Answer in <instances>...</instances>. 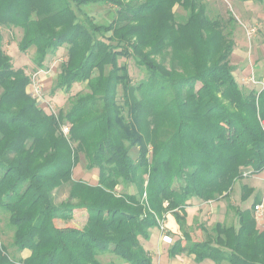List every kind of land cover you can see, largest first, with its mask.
Masks as SVG:
<instances>
[{
    "label": "trees",
    "instance_id": "1",
    "mask_svg": "<svg viewBox=\"0 0 264 264\" xmlns=\"http://www.w3.org/2000/svg\"><path fill=\"white\" fill-rule=\"evenodd\" d=\"M91 5L113 6L114 18H79L76 9ZM174 6L186 12L182 22ZM1 26L22 30L17 48L33 47L39 69L67 47L52 94L79 83L87 91L66 113L46 114L0 33V211L14 229L12 246L30 251L14 261L0 249V264H103L102 255L121 261L108 264H154L143 243L166 213L181 233L169 259L264 264L255 204L236 212L237 226L216 223L203 241L186 230L189 200L228 199L241 168L264 171V87L238 85L232 33L207 16L204 0H0ZM119 58H132L146 78L132 85ZM81 154L86 171L97 170L95 184L72 179ZM66 184L69 201L56 205L53 192ZM120 185L136 193H116ZM242 190L245 201L253 190ZM76 209L87 214L81 229L55 225Z\"/></svg>",
    "mask_w": 264,
    "mask_h": 264
},
{
    "label": "rangeland",
    "instance_id": "2",
    "mask_svg": "<svg viewBox=\"0 0 264 264\" xmlns=\"http://www.w3.org/2000/svg\"><path fill=\"white\" fill-rule=\"evenodd\" d=\"M206 13L210 19L219 20L224 29V33L231 31L234 40L233 52L229 58L230 64L233 67V76L238 85L248 91H259L264 86V29L257 24H253L257 15L253 14V8L259 5L264 6V0H204ZM257 5V6H256ZM173 12L176 16V21L182 22L186 18V12L178 6H174ZM79 18L83 14L90 16L98 24L109 23L115 15V8L110 5H91L76 9ZM250 14V15H249ZM254 21V22H253ZM255 28V33L247 36L246 30ZM2 36V50L11 58V64L14 69L23 68L25 74L29 77L30 83L27 86L28 93L33 91V83L36 81L42 85V96L40 97L39 106L46 114L57 116L59 112L66 113L71 105L72 100L78 93L87 91L86 83L74 84L69 92L57 90L54 94L51 93L56 76L60 70V65L66 60V46L58 49L55 55L48 56L44 62L42 69L37 68L33 63L34 48H30L27 52L21 53L17 48V44L22 36V30L15 27H0ZM160 58L157 57V60ZM116 66L126 65L132 85H137L147 76L143 67L138 66L132 58H119ZM168 67V59L164 62ZM199 84H197V87ZM1 92V88H0ZM121 96V89H118V97ZM120 102V99H119ZM264 122V120H262ZM63 124L61 127H63ZM67 126V125H65ZM68 127V126H67ZM69 128V127H68ZM131 156L136 157V149L131 150ZM86 161L83 155H80V162L73 170L72 179L76 181H84L89 184H95L97 179V170L86 171ZM243 177L237 180L232 186L228 199L220 198L217 201L202 202L200 200H189L186 207V230L190 233L192 240L203 241L211 234L212 227L216 223L223 225L237 226V211L249 210L253 204H259L264 207V171L259 174L250 175V168H241ZM248 187L253 191L250 193L247 200L243 201L244 192L242 187ZM116 193H136L133 186H117ZM69 185H62L53 192V201L56 205L69 201ZM74 203L75 201H71ZM257 202V203H256ZM229 205V207H228ZM254 205V206H255ZM166 206V203H164ZM170 214L171 213H166ZM158 221L156 228L150 230L151 239L149 242L143 243L151 256L154 264H163L166 250L170 244L164 243L162 240V232L159 228V222L164 221L167 228L165 232L171 240L181 237V233L176 223L175 233H171L165 218ZM254 217L257 221V228L264 231V209L258 216ZM174 218V217H173ZM87 220V214L83 210H74L73 217L70 221H57L55 225L61 228L74 227L81 229ZM175 220V219H174ZM13 227L8 223L7 213L0 211V249L3 250L10 259L18 261L25 259L30 255V251L25 249L21 252L17 251L12 246ZM209 234V235H208ZM25 251H28V256ZM184 256V255H183ZM182 255L174 258L176 260H167L166 264H197L188 261L190 257ZM98 260L103 264L109 262L120 263L113 255H102ZM166 260V259H165ZM179 261V262H177ZM199 264H214L210 260H206ZM225 264V263H224Z\"/></svg>",
    "mask_w": 264,
    "mask_h": 264
},
{
    "label": "built area",
    "instance_id": "3",
    "mask_svg": "<svg viewBox=\"0 0 264 264\" xmlns=\"http://www.w3.org/2000/svg\"><path fill=\"white\" fill-rule=\"evenodd\" d=\"M247 32V36L248 37H251L254 33H255V28H249L246 30ZM33 85V91L32 93L30 94L32 96V98H34L36 100V102L39 104L40 102V97L42 96V85L40 84V82L36 81L35 83L32 84ZM264 87V86H263ZM262 87V88H263ZM261 88V89H262ZM261 123V127L264 131V122L263 121H260ZM61 131L62 133L66 136L68 135L69 133V128L67 126H63L61 127ZM263 204L262 203H259L257 205L254 206V213H255V216H258L260 213L263 212ZM159 228L162 232V240L164 243H167V244H170L171 243V238L166 235V231H167V228L166 226L164 225V221H161L159 222Z\"/></svg>",
    "mask_w": 264,
    "mask_h": 264
},
{
    "label": "crops",
    "instance_id": "4",
    "mask_svg": "<svg viewBox=\"0 0 264 264\" xmlns=\"http://www.w3.org/2000/svg\"><path fill=\"white\" fill-rule=\"evenodd\" d=\"M257 6V5H256ZM253 14L254 15H257L256 16V19H253L254 21V23L253 24H257V25H259V27H262L263 29H264V6L263 5H259L258 7H255V8H253ZM250 15V14H249ZM57 77V76H56ZM56 80V79H55ZM27 92H28V90H27ZM95 181H97V179H95ZM192 200H194V199H192ZM165 222H166V225H168V227H169V230H171V229H173V230H171V233H175V226H176V223H175V220H174V218H173V216L172 215H170V214H166V218H165ZM25 253H26V255L28 256V254H29V252L28 251H25ZM183 256V255H182ZM183 257H190V259H188V261H190V262H192L193 261V257L192 256H183ZM166 259V260H165ZM165 259H164V261H163V264H166V262H167V260H169V258L167 257V255L165 256ZM191 259H192V261H191ZM171 260H176V259H171ZM177 262H179V261H177ZM194 262V261H193ZM204 262V261H203ZM177 264H180V263H177Z\"/></svg>",
    "mask_w": 264,
    "mask_h": 264
}]
</instances>
